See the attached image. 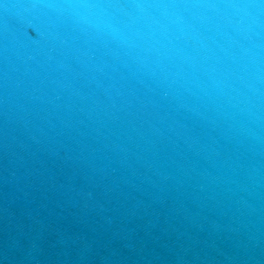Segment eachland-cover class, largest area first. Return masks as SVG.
<instances>
[{"label":"water","instance_id":"95a60500","mask_svg":"<svg viewBox=\"0 0 264 264\" xmlns=\"http://www.w3.org/2000/svg\"><path fill=\"white\" fill-rule=\"evenodd\" d=\"M0 264H264V0H0Z\"/></svg>","mask_w":264,"mask_h":264}]
</instances>
